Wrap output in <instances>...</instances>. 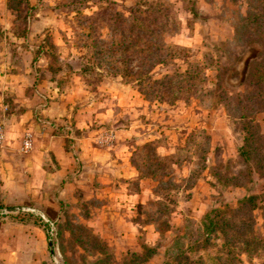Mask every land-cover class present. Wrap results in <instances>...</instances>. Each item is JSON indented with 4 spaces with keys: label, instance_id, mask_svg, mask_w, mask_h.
<instances>
[{
    "label": "rangeland",
    "instance_id": "374dc122",
    "mask_svg": "<svg viewBox=\"0 0 264 264\" xmlns=\"http://www.w3.org/2000/svg\"><path fill=\"white\" fill-rule=\"evenodd\" d=\"M27 40L54 134L76 158L84 151L75 144L92 134L91 149L118 160L95 177L83 176L81 163L52 194L37 161L39 194L7 196L0 187L1 222L45 231L44 264H264V243L204 226L214 210L255 196L254 235L264 238V173L242 175L234 107L238 97L264 93V84L248 85L251 66L264 62V0H0V75L7 50ZM253 107L264 139V102ZM10 108L5 115L19 116ZM225 176L239 185H224ZM13 207L34 212L5 213ZM227 213L244 227L251 215Z\"/></svg>",
    "mask_w": 264,
    "mask_h": 264
},
{
    "label": "crops",
    "instance_id": "0c3cea01",
    "mask_svg": "<svg viewBox=\"0 0 264 264\" xmlns=\"http://www.w3.org/2000/svg\"><path fill=\"white\" fill-rule=\"evenodd\" d=\"M18 43L14 45L17 49L12 52L7 50L3 66L6 73L0 75V117H6L0 122L5 123L7 132L6 142L0 148V187L3 194L15 197L19 194L18 189H25L33 196L39 194L40 182L35 185L33 181L34 161L39 162L38 167L41 166L36 173H42L49 183L45 186L48 194L55 193L58 182L63 181L83 162L86 165L81 172L87 177H95L109 165L115 166L118 160L114 156L103 158L96 149H91L94 141L92 134L75 144L77 151H84L78 158L69 151L66 138L54 134L58 127L56 115L53 107L48 106L43 99V93L40 92L42 86L36 85L37 74L32 52L34 45L30 40ZM8 97L14 100L13 106L5 104ZM14 107L19 110V116L17 113L5 115L6 109L12 110ZM42 115L43 118H37ZM27 131L34 134V150L32 155L25 157L22 153ZM89 151H92V155ZM46 155H49V159L42 160ZM118 156L121 157L120 154ZM86 157L89 159L86 160ZM78 172L80 170L74 175ZM45 200L54 205L52 198L47 197ZM10 202L22 204L15 199H10ZM44 237L45 231L39 226L14 220L0 221V264L47 263L43 250Z\"/></svg>",
    "mask_w": 264,
    "mask_h": 264
},
{
    "label": "trees",
    "instance_id": "16d2710c",
    "mask_svg": "<svg viewBox=\"0 0 264 264\" xmlns=\"http://www.w3.org/2000/svg\"><path fill=\"white\" fill-rule=\"evenodd\" d=\"M138 27L140 28V25L135 26L134 28ZM247 28V24L242 25L239 28L238 31V38L240 37V40L242 42H245V39L242 37V35L245 32V29ZM136 39L131 42L133 45L134 53L136 55H139L141 50H138V44L141 43V39L143 36H135ZM163 63V62H161ZM143 80H139V85L141 89V93L145 97H149L147 89L144 87L147 85V82ZM248 85H252L253 87H257L260 89L262 84H264V62H258L255 63L253 66H251V70L248 77ZM155 83H161L160 80H155ZM143 86V87H142ZM251 86V87H252ZM260 102H264V93H256L253 95H248L245 97L244 95L242 97H238L234 107L235 111L237 113L238 119L242 124V129L244 132L243 136V145L241 148V152L239 154L240 162L245 166V171H243L242 175L243 177L247 178L248 181H251L254 172H261L264 173V156L261 154L260 150L262 147V140L263 137L261 136L258 126L255 124V116L258 111L257 108L254 109L253 105L255 103L260 104ZM252 105V106H250ZM256 113V114H255ZM255 114V116H254ZM258 142H260V149L258 147ZM220 181L224 185H239L236 178L234 176L228 177L225 176L224 178H220ZM257 208V200L255 196H250L247 198H244L239 201L238 205L236 207H226L224 209L220 210H214L215 212V218L212 217L210 214L206 216L205 219V229L206 231L214 234L218 231L222 233L224 230H228L231 227H234V229H237L239 233H243V238H245V241H247L248 237H253L256 239L258 243H264L263 237H258L254 235V221H253V211ZM232 211L234 213H238L241 216H245L246 212H251V215L248 214L245 216V227H244V220L239 221L236 220V222L230 220L227 218V212ZM232 222V224H231ZM246 228V229H245ZM208 233V234H210ZM246 243V242H245Z\"/></svg>",
    "mask_w": 264,
    "mask_h": 264
},
{
    "label": "built area",
    "instance_id": "2783aa9c",
    "mask_svg": "<svg viewBox=\"0 0 264 264\" xmlns=\"http://www.w3.org/2000/svg\"><path fill=\"white\" fill-rule=\"evenodd\" d=\"M7 138L6 125L4 122H0V147H2ZM34 149V134L28 131L24 138L23 151L29 153Z\"/></svg>",
    "mask_w": 264,
    "mask_h": 264
},
{
    "label": "water",
    "instance_id": "95a60500",
    "mask_svg": "<svg viewBox=\"0 0 264 264\" xmlns=\"http://www.w3.org/2000/svg\"><path fill=\"white\" fill-rule=\"evenodd\" d=\"M28 212H34V209L29 207H13L5 210L6 214H19V213H28ZM50 245L52 246L51 241H50Z\"/></svg>",
    "mask_w": 264,
    "mask_h": 264
}]
</instances>
